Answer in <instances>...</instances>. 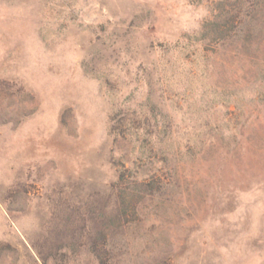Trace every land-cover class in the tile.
Instances as JSON below:
<instances>
[{
	"label": "rangeland",
	"instance_id": "1",
	"mask_svg": "<svg viewBox=\"0 0 264 264\" xmlns=\"http://www.w3.org/2000/svg\"><path fill=\"white\" fill-rule=\"evenodd\" d=\"M0 264H264V0H0Z\"/></svg>",
	"mask_w": 264,
	"mask_h": 264
}]
</instances>
